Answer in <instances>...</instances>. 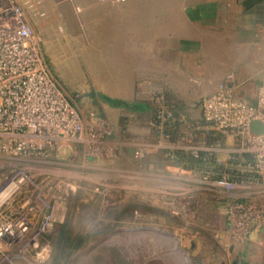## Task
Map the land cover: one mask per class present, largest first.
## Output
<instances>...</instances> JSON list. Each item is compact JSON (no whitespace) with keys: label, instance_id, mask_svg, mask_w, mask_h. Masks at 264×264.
I'll return each mask as SVG.
<instances>
[{"label":"built area","instance_id":"2783aa9c","mask_svg":"<svg viewBox=\"0 0 264 264\" xmlns=\"http://www.w3.org/2000/svg\"><path fill=\"white\" fill-rule=\"evenodd\" d=\"M41 6L42 0H0V264L48 258L45 239L65 221L67 199L77 190L73 177L51 170L74 167L63 157L72 159L77 151L81 168L88 169L91 161L118 162L130 148L136 170L168 182L162 193L172 216L186 213L191 199L203 195L222 211L234 245L264 234V133L250 131L255 121L264 128V83L247 99L238 95L233 77H226L199 101L201 121L175 140L165 131L172 114L164 110L157 124H149L155 137L117 136L105 116L82 114L47 66L27 16L28 10L44 17ZM153 96L161 99L159 91ZM157 154L166 159L162 168L147 163Z\"/></svg>","mask_w":264,"mask_h":264},{"label":"crops","instance_id":"0c3cea01","mask_svg":"<svg viewBox=\"0 0 264 264\" xmlns=\"http://www.w3.org/2000/svg\"><path fill=\"white\" fill-rule=\"evenodd\" d=\"M76 6L81 8L79 13ZM67 10L73 12L70 28L78 32L84 26L88 47L95 46L86 53L100 63L97 68L103 72L104 94L100 96L109 100L150 102L154 92L166 90L186 106L196 107L230 75L243 98L252 99L259 85L249 84L251 76L242 64L264 59V0H126L122 5L96 0H73L70 4L66 0H42L45 18L41 24L47 32L56 35L61 30L60 23H67ZM198 108L193 115L200 114ZM106 113L117 136H149L144 128L149 111L132 112L109 104L100 107L99 114L106 117ZM121 118L127 119L125 133L119 127ZM130 152V148L125 149L118 163L127 160L135 166ZM148 230L157 234L153 228ZM259 235L252 234L248 241L257 244ZM152 241L149 250L157 243ZM138 243L147 245L141 239ZM169 251L162 255L155 252L149 258L161 256L173 259L171 264H184Z\"/></svg>","mask_w":264,"mask_h":264},{"label":"rangeland","instance_id":"374dc122","mask_svg":"<svg viewBox=\"0 0 264 264\" xmlns=\"http://www.w3.org/2000/svg\"><path fill=\"white\" fill-rule=\"evenodd\" d=\"M72 14L71 10L65 12L67 23H60L61 30L55 35L41 24L45 17L39 18L27 10L44 60L69 100L82 114L98 115L101 106L109 105L99 97L104 95L103 72L97 68L100 63L92 61L86 53L88 48L91 52L95 46L88 47L85 27L81 26L78 32L70 28ZM242 68L251 76L249 84L252 87L264 82V59L246 60ZM106 114L110 121V115ZM81 158L79 151L72 159L65 155L63 162L77 166L61 165L51 170L53 175L73 177L76 182V192L67 199L64 222L73 237H87L71 255L66 256V249L60 264H171L173 259L170 258H149L155 250L160 255L170 253L171 244L164 238L167 236L176 239L189 264L207 259L210 260L208 264H264V234L260 233L261 241L257 244L248 241L234 245L223 227L222 211L217 209L212 198L193 197L186 213L172 216L162 193L168 186L163 177H149L145 171L140 173L127 160L120 163L97 161L91 164L92 168H81ZM38 174L35 170V175ZM132 201L145 208L134 210L118 221V211ZM149 228L155 229L157 234H149ZM59 229L56 227L51 234L54 236ZM140 239L147 245L137 244ZM152 240L157 243L149 250ZM52 245L48 258L35 264H50Z\"/></svg>","mask_w":264,"mask_h":264},{"label":"trees","instance_id":"16d2710c","mask_svg":"<svg viewBox=\"0 0 264 264\" xmlns=\"http://www.w3.org/2000/svg\"><path fill=\"white\" fill-rule=\"evenodd\" d=\"M159 95L161 99L153 98L152 101H143V102H126V101H117V100H109L106 97L99 96L104 101L108 102L110 105L115 107H122L132 112H145L149 111L150 117L146 120L144 128L149 130V136L155 137L156 128L149 127L150 123H158L159 121V113L161 110L165 112H170L172 117L165 122V131L170 134V139L175 140L177 133L182 129L187 128V126H192L199 123L200 114L198 116L193 115V110L198 108L195 106H186L182 101L175 98L169 91L161 90L159 91ZM199 106V105H198ZM127 119L121 118L119 121L120 130L124 133L126 132ZM184 157H180V160ZM190 163L194 162L191 157H186ZM168 162V161H167ZM179 162V161H178ZM147 163H151L156 168H162V166L166 163V159L163 158L162 154L153 155L148 158ZM176 164V162H172ZM75 198V197H73ZM145 208V205L132 201L127 206L123 207L120 211H118L117 220L120 221L125 219L128 214H132L133 211L137 209ZM67 223L58 224L56 227L60 229L55 232L53 239V234H49L46 239L50 242V245H54V251L52 254V258L50 264H60L61 260L65 257V250L68 249V254L66 256L71 255L74 251L78 250L86 241V236L81 237H73L70 231L67 228ZM55 227V228H56ZM51 240V241H50ZM53 240V243H52ZM52 245V246H53Z\"/></svg>","mask_w":264,"mask_h":264},{"label":"bare ground","instance_id":"6f19581e","mask_svg":"<svg viewBox=\"0 0 264 264\" xmlns=\"http://www.w3.org/2000/svg\"><path fill=\"white\" fill-rule=\"evenodd\" d=\"M167 236V235H165ZM165 237V239H168V242L171 244V250L173 254H177L179 257H181V259H183L184 264H188L186 258H185V254L181 251V249L178 246V243L176 241V239L174 237Z\"/></svg>","mask_w":264,"mask_h":264},{"label":"water","instance_id":"95a60500","mask_svg":"<svg viewBox=\"0 0 264 264\" xmlns=\"http://www.w3.org/2000/svg\"><path fill=\"white\" fill-rule=\"evenodd\" d=\"M250 131L252 134L258 135L264 133L263 124L261 122L255 121L250 125Z\"/></svg>","mask_w":264,"mask_h":264},{"label":"flooded vegetation","instance_id":"af4514ba","mask_svg":"<svg viewBox=\"0 0 264 264\" xmlns=\"http://www.w3.org/2000/svg\"><path fill=\"white\" fill-rule=\"evenodd\" d=\"M232 264H236L235 262H233Z\"/></svg>","mask_w":264,"mask_h":264}]
</instances>
